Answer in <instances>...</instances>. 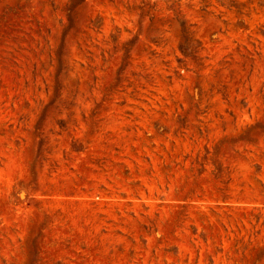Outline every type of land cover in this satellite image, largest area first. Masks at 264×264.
<instances>
[{"label": "rangeland", "instance_id": "obj_1", "mask_svg": "<svg viewBox=\"0 0 264 264\" xmlns=\"http://www.w3.org/2000/svg\"><path fill=\"white\" fill-rule=\"evenodd\" d=\"M0 264H264V0H0Z\"/></svg>", "mask_w": 264, "mask_h": 264}]
</instances>
